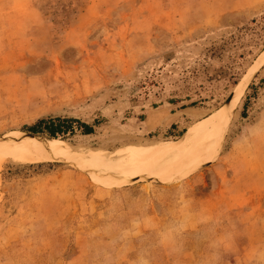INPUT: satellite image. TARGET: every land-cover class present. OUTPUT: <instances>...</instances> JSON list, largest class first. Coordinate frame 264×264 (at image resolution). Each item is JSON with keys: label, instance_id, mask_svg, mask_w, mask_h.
I'll return each mask as SVG.
<instances>
[{"label": "rangeland", "instance_id": "1", "mask_svg": "<svg viewBox=\"0 0 264 264\" xmlns=\"http://www.w3.org/2000/svg\"><path fill=\"white\" fill-rule=\"evenodd\" d=\"M240 91L207 161L171 181L2 161L0 264H264V0H0V140L122 163L131 145L193 137ZM48 116L101 123L67 140L23 131Z\"/></svg>", "mask_w": 264, "mask_h": 264}, {"label": "bare ground", "instance_id": "2", "mask_svg": "<svg viewBox=\"0 0 264 264\" xmlns=\"http://www.w3.org/2000/svg\"><path fill=\"white\" fill-rule=\"evenodd\" d=\"M240 84L239 89L242 90L243 86H245V81ZM240 93L241 91L235 95L229 105L227 104L219 115H213L209 120L200 122L198 126H195V135L193 137L189 138L188 131L183 133L178 139L164 142L163 144L149 146L131 145L125 150L115 153L120 156L125 153L134 154L128 161L122 163L115 161L106 162L104 160L105 153L100 151H81L68 148L61 142L56 143L48 140L44 142L32 137L19 139L6 136L0 140V164L5 159L12 157L31 162L62 158L69 161L74 160L80 166L93 168L95 174L110 177L111 180H106V182L113 185H117L123 180L127 182L140 179L141 177L154 178L160 182L171 181L192 168L203 166L202 164L207 161L210 153L222 137L233 112V101L237 100ZM181 149H183L182 153L165 166L159 167L153 161L149 162L147 166H134L140 162L137 157L148 152L163 155Z\"/></svg>", "mask_w": 264, "mask_h": 264}, {"label": "trees", "instance_id": "3", "mask_svg": "<svg viewBox=\"0 0 264 264\" xmlns=\"http://www.w3.org/2000/svg\"><path fill=\"white\" fill-rule=\"evenodd\" d=\"M100 123L101 120L99 119H95L92 123H87L74 117L48 116L38 118L33 123L25 125L23 131L33 136L67 140L78 133L82 135L92 134L94 128ZM173 128H175V125H171L170 129Z\"/></svg>", "mask_w": 264, "mask_h": 264}, {"label": "crops", "instance_id": "4", "mask_svg": "<svg viewBox=\"0 0 264 264\" xmlns=\"http://www.w3.org/2000/svg\"><path fill=\"white\" fill-rule=\"evenodd\" d=\"M261 258L263 259V262H264V256H261ZM235 264H241V262H235Z\"/></svg>", "mask_w": 264, "mask_h": 264}, {"label": "water", "instance_id": "5", "mask_svg": "<svg viewBox=\"0 0 264 264\" xmlns=\"http://www.w3.org/2000/svg\"><path fill=\"white\" fill-rule=\"evenodd\" d=\"M32 138H34V137H32Z\"/></svg>", "mask_w": 264, "mask_h": 264}]
</instances>
